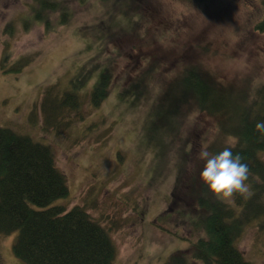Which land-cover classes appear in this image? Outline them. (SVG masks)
Segmentation results:
<instances>
[{
    "label": "rangeland",
    "instance_id": "1",
    "mask_svg": "<svg viewBox=\"0 0 264 264\" xmlns=\"http://www.w3.org/2000/svg\"><path fill=\"white\" fill-rule=\"evenodd\" d=\"M57 1L56 11H44L55 28L47 33L37 18L36 0H0V127L52 149L69 183L62 204L67 209L85 206L109 229L117 249L115 264H167L174 253L187 252L190 243L205 236L180 212L185 209L191 215L197 207L192 180L201 179V171L193 155L222 136L216 135L214 118L184 104L176 122L173 119L178 125L175 135L164 140L167 152L157 156L146 133L150 114L156 105L166 108L161 103L166 90L192 65L228 86L247 89L248 83L255 93L256 87H264V31L255 29L264 21V3ZM63 8L70 14L61 24ZM31 56L34 61L22 73L3 72ZM105 71L112 75L111 91L96 108L91 92ZM76 76L83 81L76 83ZM54 83V93L78 90L82 119L71 109L59 125L49 123L48 116L46 121L35 104H41ZM187 152L188 167L181 170L178 183L175 171ZM223 200L234 202L232 196ZM168 210L169 218L158 220ZM17 236L0 235V264H26L14 253ZM263 237L253 225L239 240L253 264H264Z\"/></svg>",
    "mask_w": 264,
    "mask_h": 264
},
{
    "label": "trees",
    "instance_id": "2",
    "mask_svg": "<svg viewBox=\"0 0 264 264\" xmlns=\"http://www.w3.org/2000/svg\"><path fill=\"white\" fill-rule=\"evenodd\" d=\"M36 1L37 18L45 24L47 33L54 31L44 11H56L60 4L56 0ZM67 10L62 9L59 23L68 22L70 12ZM25 24L28 25L27 21ZM10 26L13 29V25ZM255 29L264 31V21L258 22ZM34 58H21L7 68L3 62L1 66L5 71L22 73ZM111 79L109 71L102 72L99 83L91 92L94 107H100L109 96ZM82 81L76 76V83ZM57 87L55 83L48 86L41 104H35L41 108L46 121L48 116L49 123L59 125L61 120L65 121L64 113L71 109L78 111L77 117L82 119L81 102L75 93L78 90L54 93ZM246 88L218 82L199 65L188 66L166 90L165 101L161 100L166 108L156 105L150 114L146 133L149 142L154 144V154L159 152L157 156L167 152L164 140L175 135L179 109L188 104L216 121V135L222 138L211 142L208 150L219 152L229 146L227 139L233 138V152H239L250 169L249 193H233L232 203L218 199L202 179L193 177L197 207L191 215L185 209L180 214L191 220L197 232L203 230L205 236L190 243L192 246L187 252L174 253L167 264H190V259L200 260L203 264H253L239 248V240L253 225H258L264 234V131L256 128L258 121H264V87H256V93L248 83ZM127 92L130 94L131 90ZM200 151L193 155L199 160L196 166L199 171L204 166L199 159ZM188 158L187 152L184 163L176 168L178 183L183 179L181 170L188 167L185 165ZM162 162L166 164L164 159ZM195 182H199V187ZM68 193L67 176L57 167L48 145L35 142L12 128L0 127V235L18 233L13 245L15 255L26 264H115L117 249L109 229L91 217L83 205L67 209L62 204L66 199L62 198ZM170 212L161 214L158 220L169 218Z\"/></svg>",
    "mask_w": 264,
    "mask_h": 264
},
{
    "label": "clouds",
    "instance_id": "3",
    "mask_svg": "<svg viewBox=\"0 0 264 264\" xmlns=\"http://www.w3.org/2000/svg\"><path fill=\"white\" fill-rule=\"evenodd\" d=\"M257 130L264 131V121H258ZM229 146L219 152H211L207 146L202 147L199 159L204 162L200 177L208 190L218 199H224L233 193H249V165L243 161L239 152L234 153V139L229 138Z\"/></svg>",
    "mask_w": 264,
    "mask_h": 264
}]
</instances>
